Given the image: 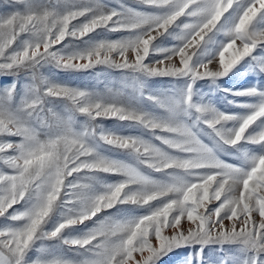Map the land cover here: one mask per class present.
Here are the masks:
<instances>
[{
  "label": "snow or ice",
  "instance_id": "6c2138e0",
  "mask_svg": "<svg viewBox=\"0 0 264 264\" xmlns=\"http://www.w3.org/2000/svg\"><path fill=\"white\" fill-rule=\"evenodd\" d=\"M205 249L264 264V0H0V264Z\"/></svg>",
  "mask_w": 264,
  "mask_h": 264
},
{
  "label": "rangeland",
  "instance_id": "374dc122",
  "mask_svg": "<svg viewBox=\"0 0 264 264\" xmlns=\"http://www.w3.org/2000/svg\"><path fill=\"white\" fill-rule=\"evenodd\" d=\"M87 81V78H85V82ZM74 83H81L80 80H75ZM106 126H112V122L111 121H105ZM185 252H187L188 250H184ZM205 264H211L212 259H219L218 254H214L210 249H205Z\"/></svg>",
  "mask_w": 264,
  "mask_h": 264
}]
</instances>
